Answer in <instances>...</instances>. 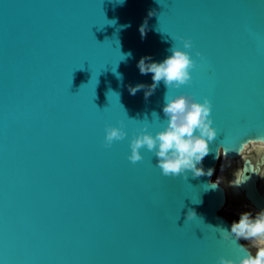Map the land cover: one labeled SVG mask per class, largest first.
I'll return each instance as SVG.
<instances>
[{"label": "water", "instance_id": "water-1", "mask_svg": "<svg viewBox=\"0 0 264 264\" xmlns=\"http://www.w3.org/2000/svg\"><path fill=\"white\" fill-rule=\"evenodd\" d=\"M173 45L195 61L191 81L168 90L161 81L147 100L143 90L130 95L129 84L152 83L140 58L162 62ZM166 91L211 101L218 134L205 170L215 172L221 146L231 160L264 139V0H0V264L245 255L220 235L231 223L220 215L224 188L209 185L214 172L164 176L146 147L141 161L128 159L146 124L153 136L166 126ZM110 126L127 135L106 147ZM245 169L239 187L264 210ZM189 210L197 217L187 220Z\"/></svg>", "mask_w": 264, "mask_h": 264}, {"label": "clouds", "instance_id": "clouds-1", "mask_svg": "<svg viewBox=\"0 0 264 264\" xmlns=\"http://www.w3.org/2000/svg\"><path fill=\"white\" fill-rule=\"evenodd\" d=\"M153 14L154 12H149V16ZM146 29L147 20L139 29L142 37L146 35ZM172 39L181 42L184 49L193 47L190 39L183 37ZM168 51L171 55L162 62H155L150 56L140 58L136 66L141 75L152 74V83H137L135 86L129 84L127 87L130 95L135 96L137 92L143 90L144 98L147 100L155 93L161 81L167 90L179 88L191 81L190 70L195 67V61L191 59L189 53L174 45ZM196 55L201 56V53L197 52ZM128 56H131V53ZM164 101L162 111L167 120L166 126L153 136L146 131L148 127L146 124L145 130L131 140V154L128 159L132 163L141 161L140 149L146 147L147 150L154 152L156 166L161 169L164 176L183 175L187 179V173L190 171L193 178L211 177L214 169L205 170L202 166L203 159L210 153L209 144L215 140L218 134L217 130L212 127L213 120L210 118L211 101L205 97L201 103L192 95L183 94L170 97L168 91L164 95ZM152 115L159 118L156 112H153ZM126 135L127 133L122 128L111 126L106 128L105 146L109 147L114 141L123 140ZM248 144H256L264 148V139L248 141L242 145V148L246 150ZM241 154L242 152L238 151V155ZM221 155L225 158L228 155V151L223 146L218 148L216 159H219ZM220 180L221 178L214 183L210 181V187L212 189L218 187ZM244 180L232 183L239 186ZM196 217L195 211H188L187 220ZM219 232L223 240H231L238 247V252H243L245 255L238 260L226 259L221 256L218 264H264V210L257 212L254 217L251 211L242 212L238 220L232 221L230 231L219 229ZM241 239L251 242L253 246L257 247L254 255L248 245L237 244Z\"/></svg>", "mask_w": 264, "mask_h": 264}, {"label": "flooded vegetation", "instance_id": "flooded-vegetation-1", "mask_svg": "<svg viewBox=\"0 0 264 264\" xmlns=\"http://www.w3.org/2000/svg\"><path fill=\"white\" fill-rule=\"evenodd\" d=\"M241 152L242 154L234 159L230 160L225 158L229 163L226 164L223 174L221 175L222 183L220 182V185L225 190V204L220 210V215L226 218L230 223H232V221L227 217V212L239 218L242 212L251 211L254 217L255 214L260 211L246 196L245 189L232 183L233 181L239 182L240 176L243 173L246 175L249 174L247 169H245V164L250 167L252 176L255 177V188L264 200V148L256 144H248L247 149H243ZM221 159L222 157L219 159L216 169L219 168ZM216 180L217 178L214 179V181ZM240 241L243 245H247L245 240L241 239ZM253 247L257 250V247ZM249 250L253 255L255 254V251L250 246Z\"/></svg>", "mask_w": 264, "mask_h": 264}, {"label": "rangeland", "instance_id": "rangeland-1", "mask_svg": "<svg viewBox=\"0 0 264 264\" xmlns=\"http://www.w3.org/2000/svg\"><path fill=\"white\" fill-rule=\"evenodd\" d=\"M217 170V169H216ZM215 170V174H214V179L217 178L218 179V173H216L217 171ZM213 179V180H214ZM227 217L231 220V221H234V220H238V216H234V215H231L230 213L227 212ZM245 243L247 245H249L255 252L257 251L253 245L251 244V242L249 243L248 241H245Z\"/></svg>", "mask_w": 264, "mask_h": 264}, {"label": "bare ground", "instance_id": "bare-ground-1", "mask_svg": "<svg viewBox=\"0 0 264 264\" xmlns=\"http://www.w3.org/2000/svg\"><path fill=\"white\" fill-rule=\"evenodd\" d=\"M229 162L228 161H226V159H225V157H222V159H221V163H220V166H219V168L217 169V172L216 173H218V179H220L221 178V175L223 174V171H224V169H225V166H226V164H228ZM222 166H223V170H222ZM217 179V180H218ZM222 180V179H221ZM221 180H220V182H221ZM222 183V182H221Z\"/></svg>", "mask_w": 264, "mask_h": 264}, {"label": "snow or ice", "instance_id": "snow-or-ice-1", "mask_svg": "<svg viewBox=\"0 0 264 264\" xmlns=\"http://www.w3.org/2000/svg\"><path fill=\"white\" fill-rule=\"evenodd\" d=\"M255 140H257V139H249V140H247V142L248 141H255ZM247 142H245V143H247ZM245 143H243V144H245ZM237 247V246H236ZM237 250H238V247H237Z\"/></svg>", "mask_w": 264, "mask_h": 264}]
</instances>
